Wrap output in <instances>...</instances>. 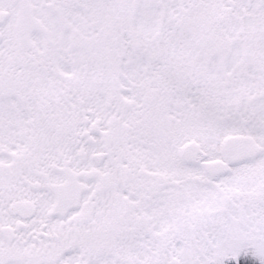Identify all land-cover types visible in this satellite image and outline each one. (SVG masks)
I'll use <instances>...</instances> for the list:
<instances>
[{
	"label": "snow or ice",
	"instance_id": "obj_1",
	"mask_svg": "<svg viewBox=\"0 0 264 264\" xmlns=\"http://www.w3.org/2000/svg\"><path fill=\"white\" fill-rule=\"evenodd\" d=\"M0 264H264V0H0Z\"/></svg>",
	"mask_w": 264,
	"mask_h": 264
}]
</instances>
